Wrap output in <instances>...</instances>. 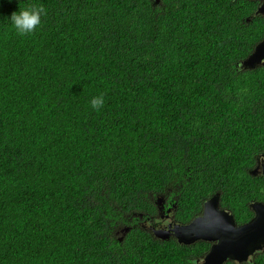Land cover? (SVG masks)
Wrapping results in <instances>:
<instances>
[{
	"label": "trees",
	"instance_id": "obj_1",
	"mask_svg": "<svg viewBox=\"0 0 264 264\" xmlns=\"http://www.w3.org/2000/svg\"><path fill=\"white\" fill-rule=\"evenodd\" d=\"M33 5L47 14L18 35L9 17ZM256 8L0 0V264H195L207 243L140 227L161 197L179 223L217 193L247 221L264 202L249 174L264 154V66H239L264 40Z\"/></svg>",
	"mask_w": 264,
	"mask_h": 264
},
{
	"label": "water",
	"instance_id": "obj_2",
	"mask_svg": "<svg viewBox=\"0 0 264 264\" xmlns=\"http://www.w3.org/2000/svg\"><path fill=\"white\" fill-rule=\"evenodd\" d=\"M261 1L263 3L254 12V16H264V0ZM239 66L249 70L264 66V40L255 46ZM220 198L219 194L213 195L204 203L200 216L189 223L175 226L171 231L152 226L148 221L141 222L140 227L162 241H169L173 235L180 245L189 246L200 241L214 243L202 264H225L227 261L243 263L264 244V203L252 204L254 218L248 224L237 227L234 216L221 207ZM156 203L158 213L162 215L163 198H159ZM134 216L142 218L141 215Z\"/></svg>",
	"mask_w": 264,
	"mask_h": 264
},
{
	"label": "flooded vegetation",
	"instance_id": "obj_3",
	"mask_svg": "<svg viewBox=\"0 0 264 264\" xmlns=\"http://www.w3.org/2000/svg\"><path fill=\"white\" fill-rule=\"evenodd\" d=\"M257 3V8L263 3V1L261 0H251ZM256 8V10H257ZM253 16L250 17V19ZM264 18V16H261ZM261 42V41H260ZM259 43V42H258ZM256 43V45L258 44ZM261 67V66H259ZM257 68V67H256ZM244 70H249V69H244ZM249 174L251 175V177H255V178H259V177H264V154H259L257 155V157L255 158V163L253 168L249 171ZM220 195V194H219ZM221 196V195H220ZM260 201H251L249 203V209L252 212V216L244 222H239L236 220L235 218V222H236V226L237 227H241L244 226L246 224H248L255 216V211L252 208V204L257 203ZM260 203H264V202H260ZM227 211H229L233 216L234 214L232 213V211L230 209H226ZM177 211V207L175 205V202L172 201H165L164 202V209L162 210V215H160L158 213V215L156 217L147 219L148 223L150 222L152 224V226L158 227V228H162L166 231H171L175 226L177 225H182V224H186V223H179L176 220L175 214ZM202 214V213H201ZM200 214V215H201ZM199 215V216H200ZM173 236V235H172ZM174 237V236H173ZM201 242L196 243L195 245L200 244ZM208 245V249L203 252L202 255H200L196 261L198 264H202V261L204 259V257L207 255V253L210 251L211 245H213L214 243H209V242H205ZM199 246V245H198ZM258 260L260 262V264H264V244L260 247V249H258L256 252H254L252 255L249 256V258L247 259V261H244L243 263H239L238 261H232L234 263L237 264H254V262ZM229 262V261H227ZM226 262V263H227Z\"/></svg>",
	"mask_w": 264,
	"mask_h": 264
},
{
	"label": "clouds",
	"instance_id": "obj_4",
	"mask_svg": "<svg viewBox=\"0 0 264 264\" xmlns=\"http://www.w3.org/2000/svg\"><path fill=\"white\" fill-rule=\"evenodd\" d=\"M42 14L46 15L47 10L42 5L41 6L33 5L30 7H26V8H19L18 11L12 12L9 18L12 22V26H13L14 30L16 31V33L18 35H21V36H26V35L34 33L37 30V28L41 25ZM90 103H91V106L93 109H95L96 111H100V109L104 106V103H105L104 95L100 94L96 97H93L92 100L90 101ZM217 194H219V193H217ZM220 205H221V198H220ZM202 210H203V208H202ZM199 215H196L195 217H197ZM145 221H147V220H145ZM141 222H144V221H141ZM170 240L176 241V239L172 235L170 236ZM200 242H204V241H200ZM195 244H193V245H195ZM181 246H186V245H181ZM189 246H192V245H189ZM195 264H198L197 261Z\"/></svg>",
	"mask_w": 264,
	"mask_h": 264
},
{
	"label": "rangeland",
	"instance_id": "obj_5",
	"mask_svg": "<svg viewBox=\"0 0 264 264\" xmlns=\"http://www.w3.org/2000/svg\"><path fill=\"white\" fill-rule=\"evenodd\" d=\"M163 198V197H162Z\"/></svg>",
	"mask_w": 264,
	"mask_h": 264
}]
</instances>
